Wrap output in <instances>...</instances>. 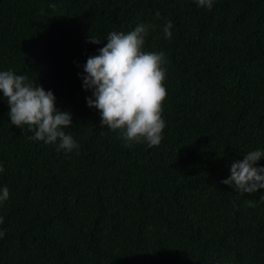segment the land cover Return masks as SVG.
Segmentation results:
<instances>
[{"label":"trees","instance_id":"obj_1","mask_svg":"<svg viewBox=\"0 0 264 264\" xmlns=\"http://www.w3.org/2000/svg\"><path fill=\"white\" fill-rule=\"evenodd\" d=\"M139 24L167 61L153 147L103 127L82 79L108 33ZM9 70L54 93L79 148L30 139L0 90V264H264V189L221 182L264 151V0H0Z\"/></svg>","mask_w":264,"mask_h":264},{"label":"clouds","instance_id":"obj_2","mask_svg":"<svg viewBox=\"0 0 264 264\" xmlns=\"http://www.w3.org/2000/svg\"><path fill=\"white\" fill-rule=\"evenodd\" d=\"M196 2L211 10L214 0ZM149 27L155 26L139 24L128 33H108L107 44L98 50L99 55L89 57L84 65L87 75L82 76L83 86L85 90H92L94 97H88V106L99 110L103 127L121 131L125 146L145 141L149 147L159 146L166 126L162 112L167 99L164 85L167 61L163 52L143 50ZM172 27V22L167 21L163 27L165 38L172 37ZM91 42L101 41L93 37ZM0 90L10 106L11 124L27 126V131L33 133L30 139L46 144L58 142V149L68 153L79 148L74 138L63 130L73 124L72 114L56 108L52 91H45L27 76L10 70L0 72ZM262 158L264 151L247 153L242 161L231 164L230 177L221 182L242 193L264 189V167L257 166ZM8 199L9 189H0V204ZM246 204L255 207L251 201ZM3 236L4 232L0 231V237Z\"/></svg>","mask_w":264,"mask_h":264}]
</instances>
